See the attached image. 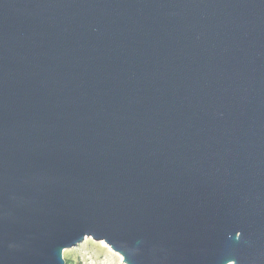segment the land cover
Masks as SVG:
<instances>
[{"label": "water", "instance_id": "water-1", "mask_svg": "<svg viewBox=\"0 0 264 264\" xmlns=\"http://www.w3.org/2000/svg\"><path fill=\"white\" fill-rule=\"evenodd\" d=\"M264 264V0H0V264Z\"/></svg>", "mask_w": 264, "mask_h": 264}, {"label": "rangeland", "instance_id": "rangeland-1", "mask_svg": "<svg viewBox=\"0 0 264 264\" xmlns=\"http://www.w3.org/2000/svg\"><path fill=\"white\" fill-rule=\"evenodd\" d=\"M65 264H125L122 257L104 241H95L91 236L62 252ZM234 264V263H228Z\"/></svg>", "mask_w": 264, "mask_h": 264}]
</instances>
